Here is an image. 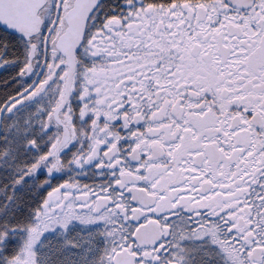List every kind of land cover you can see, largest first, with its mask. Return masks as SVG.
I'll list each match as a JSON object with an SVG mask.
<instances>
[{
	"label": "snow or ice",
	"instance_id": "snow-or-ice-1",
	"mask_svg": "<svg viewBox=\"0 0 264 264\" xmlns=\"http://www.w3.org/2000/svg\"><path fill=\"white\" fill-rule=\"evenodd\" d=\"M0 264H264V0H0Z\"/></svg>",
	"mask_w": 264,
	"mask_h": 264
}]
</instances>
